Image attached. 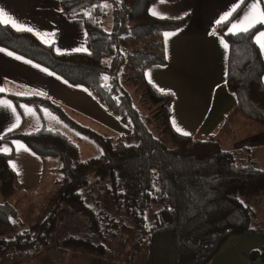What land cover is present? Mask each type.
<instances>
[{"label":"trees","instance_id":"trees-1","mask_svg":"<svg viewBox=\"0 0 264 264\" xmlns=\"http://www.w3.org/2000/svg\"><path fill=\"white\" fill-rule=\"evenodd\" d=\"M154 1L60 0L65 17L84 21L85 52L57 53L33 34L0 23V47L72 85L85 87L130 130L128 136L106 137L77 123L49 98L13 97L38 111L49 110L69 128L91 139L100 153L83 160L79 147L68 136L44 125L34 132L15 129L3 136L4 142L22 141L42 158L58 159L62 178L57 182L56 204L50 214L25 228L16 220L9 202L18 184L8 163L12 153L0 152V196L5 200L0 203V258L29 249L32 253L27 256H31L46 248L56 233L60 204L85 217L87 223L82 237L70 235L62 245L110 254L111 239H118L119 230L129 227L103 210V195L117 213L133 220L138 248L129 260L142 264H210L230 237L257 233L253 201L264 194V172L255 167L247 150H224L214 135L196 138L175 131L170 121L174 96L158 92L145 80L150 64L165 62L162 35L178 30L187 21L152 16L149 6ZM107 4L112 7L109 29L104 25L109 15ZM227 22L214 30L224 32ZM263 26L256 24L247 33L225 34L226 84L239 111L262 128L264 60L255 35ZM126 82L140 85L151 105L162 104L159 112L144 115ZM131 136L134 141L129 143ZM100 186L104 188L101 194ZM12 222L23 228L15 231ZM256 255L264 256V248L252 254Z\"/></svg>","mask_w":264,"mask_h":264},{"label":"crops","instance_id":"crops-1","mask_svg":"<svg viewBox=\"0 0 264 264\" xmlns=\"http://www.w3.org/2000/svg\"><path fill=\"white\" fill-rule=\"evenodd\" d=\"M238 2L239 0H156L151 3L149 13L152 16L187 18V21L178 30L166 32L170 34L167 38L165 33L162 35L165 62L150 64L145 69L144 77L158 90L172 91L175 94L176 98L171 104L172 127V122L175 121L180 129L190 132L196 138L214 135L219 144L227 142L224 150H247L255 167L264 172V128L249 121L239 111L235 95L226 84L228 47L223 46V43H227L225 34L230 33L233 23L242 20L252 0H244L232 13L228 22L226 21L224 32L214 30L219 25L216 21ZM261 7H264V0H261ZM0 9L19 24L32 28L34 31L26 32L33 34L43 44L52 45L57 53L86 49L84 21L81 18L65 17L60 0H0ZM153 11L158 15H153ZM1 24L16 31H24L17 30L9 23ZM260 33H264V26L255 35L256 43L258 39L264 40ZM257 45L259 46L258 43ZM259 48L264 60V51L260 46ZM0 49H3L0 51V88L5 89L0 92V102L9 103L15 108L13 113L11 109L0 106V149H9V153H12L8 163L12 170L10 165L16 166V170H13L18 182L16 189L30 194L53 182L43 181L47 170L45 158L34 153L20 140L4 142L3 136L16 123L18 127L13 130L21 129L22 133L37 131L43 125L49 128L44 121L51 118L47 117L49 110L38 111L28 103L16 102L13 97H46L61 106L68 116L73 111L86 114L92 122L99 123L100 128L115 131L117 136L129 135L130 130L85 87L72 85L31 60L8 49ZM174 130L177 131L175 128ZM16 220L22 224L18 215ZM263 248L259 233L232 236L210 264H264L263 255L252 256L253 253L262 252Z\"/></svg>","mask_w":264,"mask_h":264},{"label":"rangeland","instance_id":"rangeland-1","mask_svg":"<svg viewBox=\"0 0 264 264\" xmlns=\"http://www.w3.org/2000/svg\"><path fill=\"white\" fill-rule=\"evenodd\" d=\"M107 6L109 15L107 16L104 25L106 29H109L112 25V7L110 4H107ZM126 84V88L133 96L134 103L144 113V115L151 116L154 112L155 114L159 112L162 104L151 105L146 95H144L143 91L145 90L140 87V85H135L132 82H126ZM155 89L160 93L171 94L172 96H174L173 101L176 98L175 94L172 91L163 92L158 90L157 88ZM47 117L51 118V120L46 119L44 123L47 124L49 128L59 130L66 134V136H68L79 147L83 160H88L99 155L100 149L91 139L70 129L52 113L48 112ZM70 117L75 119L78 123L91 128L106 137L117 136V133L115 131H111L106 127L104 129L100 128L98 125L99 123L92 122L90 120V117L86 116V114H78L73 111ZM108 131L111 132L108 133ZM127 141L129 143L133 142L134 137H128ZM226 143L227 142H221L220 146L222 148H225L224 146L226 145ZM45 159L47 170L45 172L43 181H51L53 183L45 184L40 190L30 194L16 189V191L18 190V192H15L9 198V202L13 205L16 214L21 219L22 225L25 228H29L30 226L44 219L48 214H50L53 206L56 204V196L59 190L56 182H58L62 178V173L58 170L60 167V162L58 159L53 157ZM103 189V186L99 187V194L103 193ZM100 200H102L103 210L108 211V214L110 216L112 215L120 225L129 227V229L125 228V230H119L121 232V237H118V239H111L110 243L108 244L110 254L104 256L96 253L95 251L92 252L84 246L65 247L64 245H62V241L70 235L82 237L85 234L87 223L85 217L74 214L72 212H68L66 206L60 204L57 210L59 219L57 222L56 233L53 235V238H51L48 246L46 248H42L35 255L31 256H27V254L30 255L32 253L30 249L26 251L13 252L8 256L0 258V264H142L141 262L129 260L132 255L135 256L138 248L134 245L135 226L133 220H131L124 213H117L104 195L100 198ZM4 201V198L0 199V203H3ZM86 201L88 203L91 202V200L87 198ZM253 206L255 209L254 229L257 230V233H259L264 246V194L253 201ZM147 218L148 220L152 219L151 212L147 213ZM12 228H16L15 231H19L23 227H18L17 223L15 225L14 222H12ZM227 241L225 242V244L227 243ZM95 242H99V239L96 238ZM225 244L222 246V248L225 246ZM140 256L141 255H139L138 258L142 257Z\"/></svg>","mask_w":264,"mask_h":264},{"label":"snow or ice","instance_id":"snow-or-ice-1","mask_svg":"<svg viewBox=\"0 0 264 264\" xmlns=\"http://www.w3.org/2000/svg\"><path fill=\"white\" fill-rule=\"evenodd\" d=\"M161 2H163V0H161ZM244 3V0H239V2L237 4H235L232 9H230L229 12H226L223 14V16L216 21L217 24H221L224 23L228 20L229 17L232 16V13L236 11L237 8L240 7V4ZM153 15H158L157 12L153 11L152 13ZM0 23H9L11 24L13 27L17 28V30H24V31H34L32 28L27 27L25 25H21L19 24V22H17L14 18H12L11 16H9L3 9H0ZM264 24V7H261V0H252L251 4L249 5V9L248 11L244 14L242 20L238 21L237 23H233L229 29L231 34H239L241 32L243 33H247L248 31H250L251 28H253L256 24ZM37 35H40L39 33H35ZM44 35H48V34H44ZM54 35V34H52ZM170 34L165 33V37L167 38ZM260 37L264 38V33H260ZM221 41L223 43V39L221 38ZM257 43L259 44V46L261 47V50L264 51V40L258 39ZM223 46L225 48L228 47L227 43H223ZM0 51H3V49H0ZM57 51L59 52V49H57ZM73 51H87L86 49H74ZM9 55H11V53H9ZM105 79H107V77H105ZM5 91L4 88H0V92ZM0 106H4L7 107L9 109H11V111L13 113H15V108L12 107L11 104L9 103H5V102H0ZM19 120V117L17 116V121ZM173 127L180 132V134L184 135V136H191L190 132L184 131L183 129H180L177 125L176 122L173 121ZM18 127V123L10 126L8 128V131H12L13 128ZM27 150V149H25ZM0 151L5 152L6 154L10 152L9 149H0ZM13 170H16V166L15 164H11L10 165ZM19 174V173H17Z\"/></svg>","mask_w":264,"mask_h":264}]
</instances>
